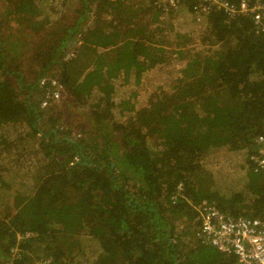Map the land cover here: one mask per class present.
<instances>
[{
    "label": "trees",
    "instance_id": "trees-1",
    "mask_svg": "<svg viewBox=\"0 0 264 264\" xmlns=\"http://www.w3.org/2000/svg\"><path fill=\"white\" fill-rule=\"evenodd\" d=\"M1 1L0 264L14 245L12 264H236L183 235L210 204L264 209L247 159L263 129L264 32L216 10L196 19L181 1L171 35L210 49L177 43L169 82L153 0ZM43 77L60 102L41 106ZM225 155L234 171L217 175Z\"/></svg>",
    "mask_w": 264,
    "mask_h": 264
},
{
    "label": "built area",
    "instance_id": "built-area-1",
    "mask_svg": "<svg viewBox=\"0 0 264 264\" xmlns=\"http://www.w3.org/2000/svg\"><path fill=\"white\" fill-rule=\"evenodd\" d=\"M181 1L186 0H153V5L163 13L161 17L175 11ZM192 10L196 19L208 15L211 11H221L229 18L245 16L251 19L256 32H264V0H191ZM174 43V42H173ZM177 44V43H174ZM184 48V47H183ZM41 84L49 85V93L41 102L46 106L48 102H60L61 85L55 78L43 77ZM262 131L254 139V150L247 159L253 171L264 177V115L262 119ZM183 187L179 182L171 195L173 200L180 196ZM195 224L190 229L188 244L207 245L218 251L233 255L236 264H264V209L259 217L248 218L245 216H231L215 205H207L198 211ZM33 236L27 231L16 235L17 241ZM10 262L18 256V246L10 248ZM35 264H43L36 261Z\"/></svg>",
    "mask_w": 264,
    "mask_h": 264
},
{
    "label": "rangeland",
    "instance_id": "rangeland-1",
    "mask_svg": "<svg viewBox=\"0 0 264 264\" xmlns=\"http://www.w3.org/2000/svg\"><path fill=\"white\" fill-rule=\"evenodd\" d=\"M2 1L0 0V4ZM177 10L165 15L164 17H162V22L163 24L166 26L165 30H164V38L166 39V43H163L162 45H164L163 47L165 49H167V53L168 57L166 58L167 60L163 63H161V66L158 68V72L161 74V76L163 77L164 81H167V79H169V82H173L171 76L173 75L174 71L172 72L171 69H179L181 67L182 64L179 63L177 57H179V55L177 52L173 51L176 50V45H181V44H185V40L181 37H173V35H171L169 28H170V24L175 21L176 17H177V13H175ZM53 13H50V17H53ZM105 18H110L108 17V15L105 16ZM169 31V32H168ZM174 43H178V44H173ZM193 43H186V46L183 48L185 50V55H187L188 53H190L191 51H200L201 49H210V46L208 44H206L205 42H200L197 40L192 41ZM76 45H78V43H76ZM173 49V50H172ZM70 53H68V57H74V50L71 49V51L69 50ZM178 54V55H177ZM172 57V58H170ZM154 82H162L160 79L155 80ZM173 84H169L168 86L170 87ZM83 113H78V117H81ZM218 168V170H217ZM213 170H217V175L218 172L220 173H227V174H231L234 171V168L231 167V160L229 159V156L225 155V156H221L216 158L215 157V164L212 168ZM212 172V170H211ZM185 226V223H182L181 225H179L178 230L180 231V229ZM185 228V227H184ZM183 228V229H184ZM191 229V228H190ZM189 228H186V235H183L184 237L187 236V240L189 241V236H190V231ZM184 233V234H185ZM191 244V243H189Z\"/></svg>",
    "mask_w": 264,
    "mask_h": 264
}]
</instances>
